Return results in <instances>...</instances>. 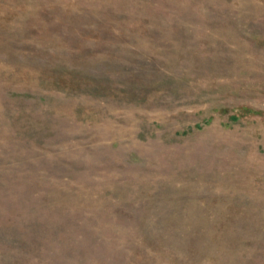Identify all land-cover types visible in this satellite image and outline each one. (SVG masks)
Instances as JSON below:
<instances>
[{"label": "rangeland", "instance_id": "rangeland-1", "mask_svg": "<svg viewBox=\"0 0 264 264\" xmlns=\"http://www.w3.org/2000/svg\"><path fill=\"white\" fill-rule=\"evenodd\" d=\"M0 264H264V0H0Z\"/></svg>", "mask_w": 264, "mask_h": 264}]
</instances>
